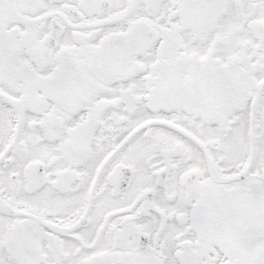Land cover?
<instances>
[{
    "label": "snow or ice",
    "instance_id": "obj_1",
    "mask_svg": "<svg viewBox=\"0 0 264 264\" xmlns=\"http://www.w3.org/2000/svg\"><path fill=\"white\" fill-rule=\"evenodd\" d=\"M0 264H264V0H0Z\"/></svg>",
    "mask_w": 264,
    "mask_h": 264
}]
</instances>
